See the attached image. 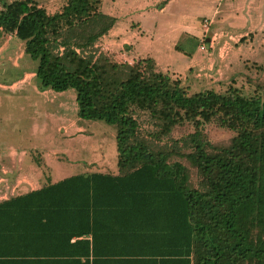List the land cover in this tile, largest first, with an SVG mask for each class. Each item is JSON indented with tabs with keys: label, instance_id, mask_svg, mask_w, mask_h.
Returning a JSON list of instances; mask_svg holds the SVG:
<instances>
[{
	"label": "trees",
	"instance_id": "obj_1",
	"mask_svg": "<svg viewBox=\"0 0 264 264\" xmlns=\"http://www.w3.org/2000/svg\"><path fill=\"white\" fill-rule=\"evenodd\" d=\"M101 1L0 8V37L23 42L38 87L72 88L80 118L115 126L117 152V174L1 201L0 264H264V81L189 93L150 58L101 62L96 43L116 22ZM208 124L233 134L211 141Z\"/></svg>",
	"mask_w": 264,
	"mask_h": 264
},
{
	"label": "crops",
	"instance_id": "obj_2",
	"mask_svg": "<svg viewBox=\"0 0 264 264\" xmlns=\"http://www.w3.org/2000/svg\"><path fill=\"white\" fill-rule=\"evenodd\" d=\"M101 5L116 22L96 43L97 55L116 53L112 61L131 63L150 58L158 70L178 77L182 83L187 81L186 86L207 80L230 83L241 65L264 66V0H102ZM199 18L213 19L210 23L215 22L216 28L211 30L209 23L205 31L201 22L197 25ZM201 40L204 48H200ZM26 56L22 50L20 57ZM34 71H24L21 79L7 87L27 83L21 90V94L28 93L25 98L54 97L53 90L36 86ZM0 87L6 88L3 84ZM31 105L34 113L40 110L35 102ZM57 107L64 110L62 102ZM47 115L48 121L39 117L40 123L36 121L34 128L45 139L37 151L50 171L39 167L27 149L18 151L11 145L7 153H0V202L40 189L48 180L55 183L73 176L62 172L65 162H77L68 154L81 127L74 119L56 124L54 116ZM92 172L117 174V165H110L105 172L89 167L82 173Z\"/></svg>",
	"mask_w": 264,
	"mask_h": 264
},
{
	"label": "rangeland",
	"instance_id": "obj_3",
	"mask_svg": "<svg viewBox=\"0 0 264 264\" xmlns=\"http://www.w3.org/2000/svg\"><path fill=\"white\" fill-rule=\"evenodd\" d=\"M11 1L13 0H1L0 8L3 2L7 3ZM35 1L49 13L53 10L56 11V8L64 2V0ZM205 19L213 21L211 18H204L202 20L199 18L197 19V25L200 22L202 25ZM215 28L216 23H210V29L213 30ZM22 50V41L14 35L4 34L0 37V84L6 86V88L0 87V94L3 93L11 96L9 98L6 95H0L2 102L0 106V153H7L13 147L18 151L25 148L29 151L27 155L32 156L39 167L44 169V171H50V167L40 158L42 153L37 151L40 148L39 144L45 139L39 137L38 133L40 132L36 131L34 126L36 121L40 123L41 119L42 121H48L50 116L47 114H52L56 120V124L63 121L67 123L74 119L78 121L77 124L81 127V131L75 137L74 147L70 150V154H68V156L71 155L72 158L76 159L77 162H65L62 172L64 175L87 172L89 167L92 170L98 169L103 172H105V169L109 170V166L115 165L117 161L115 126L103 120L80 118L78 116L75 91L72 88L65 91L53 90L56 93L54 97L25 98L28 93L24 92L21 94V90L27 83L18 84L12 88L7 87L12 82L21 79L24 71L29 72L37 67V61L32 60L28 55L25 59L20 57ZM104 53L109 52L103 51V54L97 55L98 60L101 62L105 60L112 61L110 59L115 58L113 56L116 53ZM241 66L238 69L239 71L234 72V77L230 83L218 82V80L215 82L207 80V82H197L195 84L190 82L191 85L187 86L188 92L193 93L205 89L224 91L229 85L240 87L246 93L251 92L264 81V66H258L256 63ZM184 83H187V81L184 80ZM184 83L183 85H185ZM36 86H38L37 81ZM33 102L40 107V110H38L40 113L37 110L34 113V108L31 105ZM60 102L64 105V110L60 109L61 107H57ZM152 129L150 121L145 116L139 118V131L143 135L146 136L147 131H151ZM189 131V126L178 128L173 133V137H179ZM204 132L211 141L227 140L233 134L231 131L218 128L213 124L206 125ZM15 133L16 135H14ZM11 145L13 146L12 148ZM35 147L36 149H33ZM49 155L52 159H56L55 153L50 152Z\"/></svg>",
	"mask_w": 264,
	"mask_h": 264
},
{
	"label": "built area",
	"instance_id": "obj_4",
	"mask_svg": "<svg viewBox=\"0 0 264 264\" xmlns=\"http://www.w3.org/2000/svg\"><path fill=\"white\" fill-rule=\"evenodd\" d=\"M209 23H210V20H208V19H205V20H204L202 26L204 27V30H205V31L208 29ZM11 35H12V34H11ZM200 48H204L203 40H201Z\"/></svg>",
	"mask_w": 264,
	"mask_h": 264
}]
</instances>
